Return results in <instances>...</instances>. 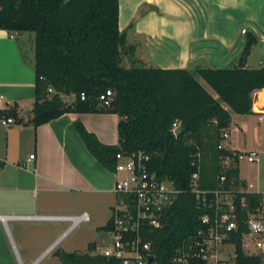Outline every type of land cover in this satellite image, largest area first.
Instances as JSON below:
<instances>
[{
	"label": "trees",
	"instance_id": "obj_1",
	"mask_svg": "<svg viewBox=\"0 0 264 264\" xmlns=\"http://www.w3.org/2000/svg\"><path fill=\"white\" fill-rule=\"evenodd\" d=\"M0 30L34 34L30 125L36 128L66 113L114 114L119 119L115 145L102 144L82 123H74L88 153L113 173L117 153L142 152L149 156L148 167L156 179L172 182L181 191L162 212L161 226L148 235L156 264H172L176 249L202 228L199 218L204 212L189 189L194 173L201 190L217 189L219 177L224 176L225 187L237 191L238 226L231 238L237 264H262L259 256H245L241 247L247 232L244 220L256 212L261 194L239 192L238 164L231 162L224 170L222 159L229 152L219 149L231 114H251L252 95L264 90V68L245 67L257 43L254 34H246L236 66L186 70L145 67L133 59L135 47L126 44V32L118 28V0H0ZM124 57L133 59L128 68L122 65ZM106 91L113 94L109 106L99 101ZM68 96L73 97L71 102L63 100ZM3 116L20 122L16 106ZM173 124L181 128L177 135ZM110 227L111 217L98 231ZM96 248L92 242L86 251ZM53 256L62 264H120L62 249Z\"/></svg>",
	"mask_w": 264,
	"mask_h": 264
},
{
	"label": "crops",
	"instance_id": "obj_2",
	"mask_svg": "<svg viewBox=\"0 0 264 264\" xmlns=\"http://www.w3.org/2000/svg\"><path fill=\"white\" fill-rule=\"evenodd\" d=\"M118 28L143 66L186 70L236 66L246 34L252 33L257 43L245 67L264 68V0H118ZM33 62L34 34L0 30V264H43L57 249L69 252L62 247L67 235L90 222L88 214L97 207L111 213L116 200L113 174L88 153L74 123H82L102 144L115 145L118 117L66 113L34 128L28 123ZM252 97L251 114H231L226 149L257 154L255 162L238 164V190L262 194L264 122H258L257 112L264 109V90ZM13 106L20 122L4 127L3 113ZM84 213L87 220L75 226L49 219ZM51 223L70 225L55 237Z\"/></svg>",
	"mask_w": 264,
	"mask_h": 264
},
{
	"label": "built area",
	"instance_id": "obj_3",
	"mask_svg": "<svg viewBox=\"0 0 264 264\" xmlns=\"http://www.w3.org/2000/svg\"><path fill=\"white\" fill-rule=\"evenodd\" d=\"M48 91L51 92L50 89ZM112 95L111 91H106L99 97L100 103L109 106ZM81 100H84L83 95ZM257 113L258 122H264V109ZM1 124L8 127L14 124V120L11 117L2 118ZM177 128L178 125H172L173 133ZM228 138L229 132L226 130L219 145V149L229 152L222 159L224 170L230 167L231 162L239 164L256 161L255 152L227 150ZM30 158L33 159V155ZM115 159L116 166L112 174L115 178L113 193L116 200L111 209V227L105 232L110 235L111 240L103 247L97 246L90 255L114 259L120 264H156L148 235L161 226L162 212L181 191L172 182L158 181L149 170V156L142 152H119ZM197 180L198 174L194 173L189 189L195 196L197 207L204 212L199 218L202 228L187 237L176 249L172 264H237L236 248L231 242L238 226L234 204V194L237 191L225 187L224 176L218 179L219 187L209 191L199 189ZM241 206H245L243 200ZM87 218L85 213L78 217H49L52 221L72 222L73 226ZM0 219L2 220L1 217ZM244 224L247 232L241 238L243 253L245 256H259L264 264V192L256 212L247 214Z\"/></svg>",
	"mask_w": 264,
	"mask_h": 264
},
{
	"label": "rangeland",
	"instance_id": "obj_4",
	"mask_svg": "<svg viewBox=\"0 0 264 264\" xmlns=\"http://www.w3.org/2000/svg\"><path fill=\"white\" fill-rule=\"evenodd\" d=\"M133 59H135L134 56H133ZM133 59L124 57L122 65L125 68H128L130 64L132 63ZM72 99H73L72 96L63 97V100L65 102H71ZM97 208L98 210L93 211V212L90 211L91 214L90 213L88 214L92 217L90 222L80 224L77 228H75L73 231H71L67 235V237L62 243V247L65 250L69 252H76L78 254L86 253L90 255L92 252L86 251V246L88 245V243L94 241L97 243L98 247H103L110 242L111 240L110 235H108L105 232L98 231V228L105 225L106 221L110 218L111 213L109 212L105 214V212L101 209V207H97ZM2 220H4L3 217H2ZM69 225L70 223H64V224L51 223L49 224V229H50L51 234L57 237L58 235L60 236V234L63 231H65V229L68 228ZM9 226L13 227L12 224H10ZM34 235L32 233H29L28 237L30 239L36 238V236ZM2 264H10V263H7L3 260ZM43 264H62V263L58 260V258L52 255V257H49L48 259H46V261H44Z\"/></svg>",
	"mask_w": 264,
	"mask_h": 264
},
{
	"label": "water",
	"instance_id": "obj_5",
	"mask_svg": "<svg viewBox=\"0 0 264 264\" xmlns=\"http://www.w3.org/2000/svg\"><path fill=\"white\" fill-rule=\"evenodd\" d=\"M46 103H48V102H46ZM180 131H181V128H177V130L175 131V134L177 135Z\"/></svg>",
	"mask_w": 264,
	"mask_h": 264
}]
</instances>
